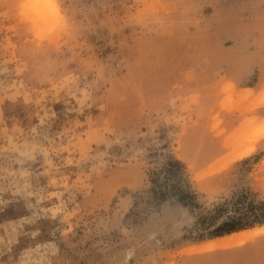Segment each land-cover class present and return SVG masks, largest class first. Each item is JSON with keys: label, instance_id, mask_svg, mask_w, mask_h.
Returning a JSON list of instances; mask_svg holds the SVG:
<instances>
[{"label": "rangeland", "instance_id": "374dc122", "mask_svg": "<svg viewBox=\"0 0 264 264\" xmlns=\"http://www.w3.org/2000/svg\"><path fill=\"white\" fill-rule=\"evenodd\" d=\"M173 159L203 211L153 196ZM240 198L264 201V0H0V264H264V233L194 250L264 225L206 235Z\"/></svg>", "mask_w": 264, "mask_h": 264}, {"label": "trees", "instance_id": "16d2710c", "mask_svg": "<svg viewBox=\"0 0 264 264\" xmlns=\"http://www.w3.org/2000/svg\"><path fill=\"white\" fill-rule=\"evenodd\" d=\"M163 172L164 181L156 189L152 190L155 198L166 196L176 197V201L183 207L196 208L203 211L198 203V194L192 189L185 176L183 177V164L176 160H169L159 169ZM242 198L232 203V213H228L220 223H214L215 218L227 210L223 204L216 205L210 213H199V221L208 236H219L264 222V201L244 204ZM245 210H242V209Z\"/></svg>", "mask_w": 264, "mask_h": 264}, {"label": "bare ground", "instance_id": "6f19581e", "mask_svg": "<svg viewBox=\"0 0 264 264\" xmlns=\"http://www.w3.org/2000/svg\"><path fill=\"white\" fill-rule=\"evenodd\" d=\"M247 120L248 119L243 120V121L247 122ZM241 123H243V122H241ZM246 126L248 127V130L246 129ZM246 126L244 127L245 128L244 131L248 132L249 131V127H251V125L248 124ZM234 142H236V141H234ZM251 146H253V145H251ZM251 151H252V148H248V149H245L243 151H239V152L234 153L229 158L224 156V159L225 158H227V159L224 160V161L219 162L218 165L216 166V168H212L210 171L214 172L215 170H218V169L222 168L227 162H230L232 160H236V159H239V158H241L243 156H246ZM262 233H264V225H260V226H257V227H252L250 229H246V230H242V231L233 232V233L228 234L227 236L225 235V236L218 237V238H216L214 240L206 241L204 243H201V244L195 246L194 250L205 251V250H211V249L219 248V247H230L232 245H240L244 241H246L248 239H252L255 236L261 235Z\"/></svg>", "mask_w": 264, "mask_h": 264}]
</instances>
